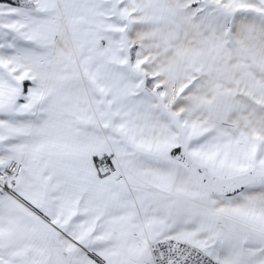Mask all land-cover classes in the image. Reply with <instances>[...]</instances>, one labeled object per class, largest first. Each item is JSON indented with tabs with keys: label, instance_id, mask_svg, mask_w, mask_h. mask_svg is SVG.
I'll list each match as a JSON object with an SVG mask.
<instances>
[{
	"label": "snow or ice",
	"instance_id": "6c2138e0",
	"mask_svg": "<svg viewBox=\"0 0 264 264\" xmlns=\"http://www.w3.org/2000/svg\"><path fill=\"white\" fill-rule=\"evenodd\" d=\"M0 264H264V0H0Z\"/></svg>",
	"mask_w": 264,
	"mask_h": 264
}]
</instances>
